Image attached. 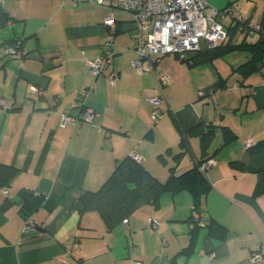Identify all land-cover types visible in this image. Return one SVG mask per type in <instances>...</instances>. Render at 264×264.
Segmentation results:
<instances>
[{
    "label": "crops",
    "instance_id": "1",
    "mask_svg": "<svg viewBox=\"0 0 264 264\" xmlns=\"http://www.w3.org/2000/svg\"><path fill=\"white\" fill-rule=\"evenodd\" d=\"M211 2L248 24L264 23V0ZM110 13L89 0H0V163L18 169L10 186L0 187V264H65V255L66 264H264L252 261L259 246L264 252V62L244 77L236 69L249 59L245 52L194 66L185 60L189 53L162 57L157 67L170 83L155 122L156 73L135 70V25L114 10L116 25L109 29ZM223 23L224 44L259 38L232 19ZM110 38L112 62L95 77L88 61ZM11 42L19 56L6 53ZM235 54L248 59L231 60ZM90 86L96 91L85 105H75ZM83 106L94 119L63 126L67 109L79 116ZM199 125L214 126L206 147L190 133ZM222 127L236 135L224 146ZM184 134L189 148L177 175L205 150L215 152L216 164L205 172L211 189L200 208L181 193L159 206H140L112 229L98 212H82L80 196L98 191L133 153L167 181ZM258 145L262 150L251 152ZM28 218L39 233L24 238ZM213 222L226 233L211 229Z\"/></svg>",
    "mask_w": 264,
    "mask_h": 264
},
{
    "label": "built area",
    "instance_id": "2",
    "mask_svg": "<svg viewBox=\"0 0 264 264\" xmlns=\"http://www.w3.org/2000/svg\"><path fill=\"white\" fill-rule=\"evenodd\" d=\"M90 2L108 8L111 13L105 18L104 25L112 29L116 25L113 15L114 10L127 13L135 25L133 34L134 52L137 55L132 63L139 74L154 71L157 76L158 86L161 91L159 96L151 98L154 106L151 118L157 122L161 118L160 107L166 98L165 88L170 83V76L157 67V63L164 56L175 54L184 56L188 53L201 51L202 41L207 49L215 48L225 43L229 37L225 19H232L235 22L242 18L231 10H218L212 7L208 0H89ZM251 32L261 30V25L256 24L250 27ZM113 39L105 43L103 52L95 59L89 60L90 73L98 77L103 74L112 62ZM6 53L12 56H19L18 44L9 43L6 45ZM118 74L109 75L110 82L115 84ZM95 86H90L80 91L77 106L85 105V100L90 93L95 92ZM42 92L33 88V94L38 96ZM0 104H4L0 98ZM72 108L62 115L63 126L68 122L77 124L79 121H92L95 112L83 106L79 116H72ZM132 158L144 163V158L133 153ZM216 164L211 159L202 166L205 172ZM157 226V221L154 220ZM38 226L32 219L28 218L24 228V238L37 234ZM75 247L79 246L75 244ZM70 252V251H69ZM264 260L262 246H259L252 256V261L257 263ZM63 263L68 262V255L62 259ZM136 264H142L137 262Z\"/></svg>",
    "mask_w": 264,
    "mask_h": 264
},
{
    "label": "trees",
    "instance_id": "3",
    "mask_svg": "<svg viewBox=\"0 0 264 264\" xmlns=\"http://www.w3.org/2000/svg\"><path fill=\"white\" fill-rule=\"evenodd\" d=\"M237 24L243 27L248 34L256 33L251 32L250 27L252 25L243 19L238 21ZM260 25L261 30L257 32L259 33V38L254 43H250L246 39L240 43L230 40L228 43H223L215 48L189 53L190 56L185 60L189 65L194 66L216 58L225 57L233 52H245L249 55V59L239 66L236 71H240L244 77H248L259 70L260 65L264 62V23ZM231 36L232 39L234 33ZM213 129V125H209V128L199 125L193 128L190 133L199 134L206 147L213 137ZM222 131L223 146L236 139V135L230 129L222 127ZM181 148L182 150L174 155L176 163L170 168V176L167 181H160L149 171L145 163L137 162L132 156H129L117 164L112 175L98 191H85L80 196V209L82 212H98L105 218L107 227L112 229L140 206L146 203L159 206L165 198H174L181 193L191 195L194 208H200L204 198L211 189V184L206 177L205 171L202 170V166L215 158V152L211 154L209 150H205L191 169L177 175V163L183 158L189 148L188 134H184L181 139ZM262 148V145L255 146L251 148V152L261 151ZM17 173L18 169L15 166L0 163V187H9ZM214 226H217L218 232L225 234L227 231L226 228L214 222L211 225V229Z\"/></svg>",
    "mask_w": 264,
    "mask_h": 264
},
{
    "label": "rangeland",
    "instance_id": "4",
    "mask_svg": "<svg viewBox=\"0 0 264 264\" xmlns=\"http://www.w3.org/2000/svg\"><path fill=\"white\" fill-rule=\"evenodd\" d=\"M226 1H227V0H221L222 4H224ZM208 3H209L212 7L216 8V9H218V10L221 9V8H219V7L215 6V5H213L212 2H211V0H209ZM256 39H257V38L255 37V38L250 39V41H255ZM170 55H175V54H170ZM246 57H247L246 54H235V55H233V56L231 57V60H241V61H246V60L248 59V57H247V58H246ZM229 59H230V58H229Z\"/></svg>",
    "mask_w": 264,
    "mask_h": 264
},
{
    "label": "water",
    "instance_id": "5",
    "mask_svg": "<svg viewBox=\"0 0 264 264\" xmlns=\"http://www.w3.org/2000/svg\"><path fill=\"white\" fill-rule=\"evenodd\" d=\"M207 49V46L204 41H202L201 50L204 51Z\"/></svg>",
    "mask_w": 264,
    "mask_h": 264
}]
</instances>
